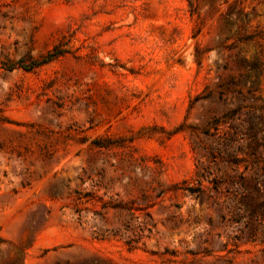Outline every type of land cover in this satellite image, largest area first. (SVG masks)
Wrapping results in <instances>:
<instances>
[{"label":"rangeland","instance_id":"1","mask_svg":"<svg viewBox=\"0 0 264 264\" xmlns=\"http://www.w3.org/2000/svg\"><path fill=\"white\" fill-rule=\"evenodd\" d=\"M56 46L0 64V264H264V0H0Z\"/></svg>","mask_w":264,"mask_h":264},{"label":"trees","instance_id":"2","mask_svg":"<svg viewBox=\"0 0 264 264\" xmlns=\"http://www.w3.org/2000/svg\"><path fill=\"white\" fill-rule=\"evenodd\" d=\"M64 52V50L60 49L58 46L54 47L52 50L48 51L47 54H45L44 56H42L41 59H34L32 60L31 64H27L26 61L24 59H19L17 61H0V64L2 65L3 68L8 69V70H13L16 67H23L25 69H31L36 65H40L46 62H49L55 58H57L58 56H60L62 53ZM254 67H258V63L254 64ZM261 119V118H260ZM251 123V120H248ZM257 127L256 124H254V127L251 128V131L249 137L251 139H255V141L257 142V137L259 136V134L261 133L260 128H255ZM2 242V239L0 238V243Z\"/></svg>","mask_w":264,"mask_h":264}]
</instances>
